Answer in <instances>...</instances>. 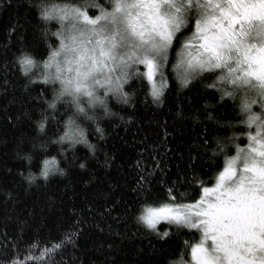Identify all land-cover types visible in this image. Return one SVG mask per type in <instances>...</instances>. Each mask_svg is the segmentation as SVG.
<instances>
[{
    "label": "trees",
    "instance_id": "trees-1",
    "mask_svg": "<svg viewBox=\"0 0 264 264\" xmlns=\"http://www.w3.org/2000/svg\"><path fill=\"white\" fill-rule=\"evenodd\" d=\"M174 2L183 23L167 59L158 61L155 78L158 85L166 81L160 100L153 99L143 76H132L123 86L130 94L127 103L98 89L111 114L99 104L88 106L82 97L91 109L85 116L67 94L56 108L48 107L59 83L39 76L42 61L59 45L55 33L61 22L45 20L40 11L43 4L87 5L94 17L102 8L109 10L112 0H0V264L25 260L26 254L39 257L26 264H169L182 254L189 262L190 247L184 242H197L199 230L162 223L152 231L137 219L140 207L166 198L173 182L185 199L200 187L194 176L214 182L224 157L234 155L237 144L247 145V133L255 129L242 122L248 115L241 110L242 95L250 94V87L216 80L218 69L195 72L187 85L181 84L183 68L173 65L200 9L195 0L192 5ZM21 52L38 62L31 74L20 70ZM136 67L144 72L142 65ZM224 90L233 94L225 96ZM256 98L253 106L261 107ZM45 115V130L40 131L37 121ZM69 117L94 148L79 139H58ZM50 157L56 158L57 170L39 175ZM30 172L33 181L27 179ZM44 248L52 251L41 256Z\"/></svg>",
    "mask_w": 264,
    "mask_h": 264
},
{
    "label": "snow or ice",
    "instance_id": "snow-or-ice-1",
    "mask_svg": "<svg viewBox=\"0 0 264 264\" xmlns=\"http://www.w3.org/2000/svg\"><path fill=\"white\" fill-rule=\"evenodd\" d=\"M184 2L193 4V0ZM195 7L200 9L195 32L184 40L177 53L180 58L173 65L183 68L178 73L181 84L187 85L197 70L221 69L216 80L250 85L256 95L264 97V0H205L203 4L195 0ZM86 8L87 5L71 8L42 5V18H58L61 22V29L55 33L59 45L42 61L44 70L39 76L45 82L60 83L48 107L56 108L57 101L67 94L77 113L87 116L91 110L81 102L86 97L88 106L99 104L105 114H111L106 95H100L98 89L127 103L130 94L123 86L132 76L146 77L151 83V96L159 101L166 81L161 79L158 85L154 77L161 67L158 61L167 59L173 35L183 23L177 15L180 7L174 0H112L111 11L101 9L94 17ZM100 21L104 23L98 24ZM17 62L25 74H31L38 63L28 52H21ZM136 65H143L146 70L141 72ZM232 94L223 92L225 96ZM255 103L256 99L246 94L241 110L248 113L242 122L255 124L256 132H248L249 143L237 144L236 153L224 157L214 182L194 176L193 183L200 187H193L194 195L187 199L185 192H177V182H173L166 189V198L145 202L140 207L137 219L150 229L156 230L159 222L167 221L200 230L197 242L190 245L184 242L185 247H190L194 264H264V117L251 111ZM261 107L264 108V100ZM47 120L45 115L37 121L40 131L45 130ZM65 123V130L58 137L60 141L79 139L94 148L72 117ZM97 129L102 131L99 125ZM220 147L223 149L224 145ZM50 170H57L55 157L43 160L39 175L47 177ZM27 179L33 181L34 174L30 172ZM163 235L167 236L168 232ZM60 246L55 244L54 248ZM39 251L41 256H46L52 250ZM37 259L26 254L25 260L13 258L10 264H26ZM169 264L189 262L183 260L182 254L179 260H171Z\"/></svg>",
    "mask_w": 264,
    "mask_h": 264
},
{
    "label": "rangeland",
    "instance_id": "rangeland-1",
    "mask_svg": "<svg viewBox=\"0 0 264 264\" xmlns=\"http://www.w3.org/2000/svg\"><path fill=\"white\" fill-rule=\"evenodd\" d=\"M201 1V0H200ZM203 2L205 3V0H203ZM163 7H166V6H163ZM111 8H112V5H111ZM111 8L108 10V9H106L107 11H111ZM103 9V8H102ZM100 12L101 11H97V13L96 14H100ZM65 23H67V22H65ZM80 23V25L81 26H83V22H79ZM104 23V21H100V22H98V24H103ZM193 32H195V27H194V30H193ZM142 68H144V71L146 70L145 69V66H143L142 65ZM52 71H54V68L53 69H51ZM205 70V69H204ZM203 70V71H204ZM215 70V69H214ZM218 70H221V69H218ZM200 70H197L196 72H199ZM222 71V70H221ZM223 71H225L226 72V69H223ZM146 80H147V78L146 77H144ZM154 79L156 80V78L154 77ZM54 81V80H53ZM55 82H57V83H59V81H55ZM148 82V81H147ZM156 82H157V80H156ZM149 84H150V88H151V83L150 82H148ZM253 83H255V80H254V78H253ZM158 84V83H157ZM235 86H237L238 87V84H234ZM239 86H242V87H245V88H251V86L250 85H242V84H239ZM59 87H60V83H59ZM253 93V98H255L256 99V101H257V96L258 97H260L259 95H256L255 94V90H253V89H251V93H250V95ZM246 94H244V95H242V97H244ZM255 95H256V97H255ZM259 100H264V97H260V99ZM256 105V103L254 104V106ZM260 105H261V101H260ZM253 105H252V107H251V111H253V112H257V113H261V115H262V117H264V108H262V107H259V104L257 105V107H254ZM257 108V110L255 111V109ZM252 126H253V128L255 129V132H256V125L255 124H252ZM143 223V222H142ZM162 223H164V224H166V223H169V222H167V221H161V222H159L158 224H157V226H156V228L159 226V224H162ZM146 225V224H145ZM147 226V225H146ZM150 229V228H149ZM150 230H152V231H155V230H153V229H150ZM199 232H200V230H199ZM210 243V242H209ZM190 254V253H189ZM189 264H194V262H192L191 261V256H190V258H189Z\"/></svg>",
    "mask_w": 264,
    "mask_h": 264
}]
</instances>
